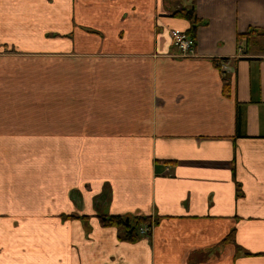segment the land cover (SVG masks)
<instances>
[{
	"label": "crops",
	"instance_id": "0c3cea01",
	"mask_svg": "<svg viewBox=\"0 0 264 264\" xmlns=\"http://www.w3.org/2000/svg\"><path fill=\"white\" fill-rule=\"evenodd\" d=\"M251 30L264 0H0V264H264Z\"/></svg>",
	"mask_w": 264,
	"mask_h": 264
},
{
	"label": "trees",
	"instance_id": "16d2710c",
	"mask_svg": "<svg viewBox=\"0 0 264 264\" xmlns=\"http://www.w3.org/2000/svg\"><path fill=\"white\" fill-rule=\"evenodd\" d=\"M177 16L182 17L186 20H188L191 23V29L190 33H194L197 25L199 24L198 19L196 18L194 12L191 10H185L182 9L178 11ZM189 33V32H188ZM257 34L264 36V30H251L249 34ZM249 34H244L243 36H247ZM226 89L228 88L227 84H225ZM100 219V222L103 226H114L119 229V236L120 239L127 242H134L136 241L140 236L139 234V227L142 225H145L150 218H144V217H122V216H98ZM227 242V239H226Z\"/></svg>",
	"mask_w": 264,
	"mask_h": 264
},
{
	"label": "built area",
	"instance_id": "2783aa9c",
	"mask_svg": "<svg viewBox=\"0 0 264 264\" xmlns=\"http://www.w3.org/2000/svg\"><path fill=\"white\" fill-rule=\"evenodd\" d=\"M172 43L177 50L179 58L191 57L194 53L195 40L188 32H173L171 34ZM166 173H170L169 168H165ZM154 226V219L148 220L145 225L139 227V234L142 237H148Z\"/></svg>",
	"mask_w": 264,
	"mask_h": 264
}]
</instances>
